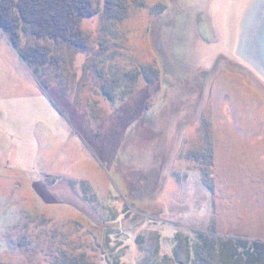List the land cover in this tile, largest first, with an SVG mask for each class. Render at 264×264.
Segmentation results:
<instances>
[{
	"label": "rangeland",
	"instance_id": "1",
	"mask_svg": "<svg viewBox=\"0 0 264 264\" xmlns=\"http://www.w3.org/2000/svg\"><path fill=\"white\" fill-rule=\"evenodd\" d=\"M258 2L92 0L74 40L0 23V264L264 246Z\"/></svg>",
	"mask_w": 264,
	"mask_h": 264
},
{
	"label": "trees",
	"instance_id": "2",
	"mask_svg": "<svg viewBox=\"0 0 264 264\" xmlns=\"http://www.w3.org/2000/svg\"><path fill=\"white\" fill-rule=\"evenodd\" d=\"M92 0H1L0 23L10 32L19 31L24 24L33 27L37 36L74 40L81 15L90 10ZM14 12V13H13ZM17 41V37L13 35ZM181 258L155 259L153 264H264V246L245 242H226L218 250L210 247L206 254Z\"/></svg>",
	"mask_w": 264,
	"mask_h": 264
},
{
	"label": "bare ground",
	"instance_id": "3",
	"mask_svg": "<svg viewBox=\"0 0 264 264\" xmlns=\"http://www.w3.org/2000/svg\"><path fill=\"white\" fill-rule=\"evenodd\" d=\"M252 15L245 25L242 52L264 75V0Z\"/></svg>",
	"mask_w": 264,
	"mask_h": 264
}]
</instances>
